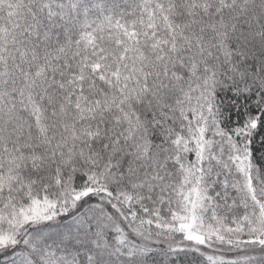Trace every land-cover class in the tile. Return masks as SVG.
Segmentation results:
<instances>
[{"label": "snow or ice", "instance_id": "6c2138e0", "mask_svg": "<svg viewBox=\"0 0 264 264\" xmlns=\"http://www.w3.org/2000/svg\"><path fill=\"white\" fill-rule=\"evenodd\" d=\"M0 264H264V0H0Z\"/></svg>", "mask_w": 264, "mask_h": 264}]
</instances>
